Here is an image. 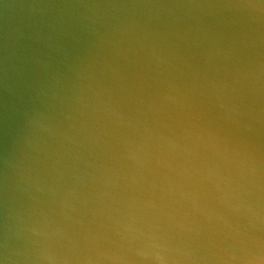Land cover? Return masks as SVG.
Here are the masks:
<instances>
[{
    "label": "water",
    "instance_id": "1",
    "mask_svg": "<svg viewBox=\"0 0 264 264\" xmlns=\"http://www.w3.org/2000/svg\"><path fill=\"white\" fill-rule=\"evenodd\" d=\"M0 264H264V0H0Z\"/></svg>",
    "mask_w": 264,
    "mask_h": 264
}]
</instances>
